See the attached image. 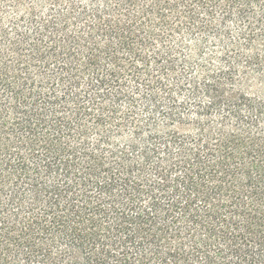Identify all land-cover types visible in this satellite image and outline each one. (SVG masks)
Listing matches in <instances>:
<instances>
[{"label":"trees","instance_id":"1","mask_svg":"<svg viewBox=\"0 0 264 264\" xmlns=\"http://www.w3.org/2000/svg\"><path fill=\"white\" fill-rule=\"evenodd\" d=\"M0 264H264V0H0Z\"/></svg>","mask_w":264,"mask_h":264}]
</instances>
